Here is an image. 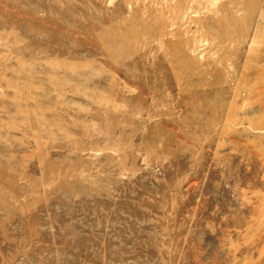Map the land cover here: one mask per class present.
I'll return each instance as SVG.
<instances>
[{
    "label": "rangeland",
    "instance_id": "1",
    "mask_svg": "<svg viewBox=\"0 0 264 264\" xmlns=\"http://www.w3.org/2000/svg\"><path fill=\"white\" fill-rule=\"evenodd\" d=\"M0 264H264V0H0Z\"/></svg>",
    "mask_w": 264,
    "mask_h": 264
}]
</instances>
